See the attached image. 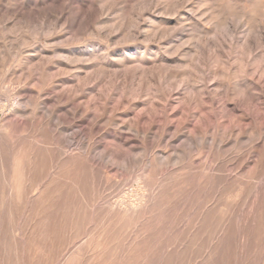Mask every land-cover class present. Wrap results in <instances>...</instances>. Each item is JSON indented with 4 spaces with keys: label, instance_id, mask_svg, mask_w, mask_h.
<instances>
[{
    "label": "rangeland",
    "instance_id": "374dc122",
    "mask_svg": "<svg viewBox=\"0 0 264 264\" xmlns=\"http://www.w3.org/2000/svg\"><path fill=\"white\" fill-rule=\"evenodd\" d=\"M61 1L0 4L5 18L17 3L37 16L0 22V264H264V120L214 127V34L229 22L241 37L264 32V0ZM103 3L116 9L95 19ZM60 8L41 26L43 9ZM242 51L233 45L239 67ZM41 53L53 72L40 83L28 58ZM93 56L58 73L59 60ZM88 75L101 76L93 89L69 91ZM45 99L65 113L54 125ZM4 105L27 106L29 124Z\"/></svg>",
    "mask_w": 264,
    "mask_h": 264
},
{
    "label": "bare ground",
    "instance_id": "6f19581e",
    "mask_svg": "<svg viewBox=\"0 0 264 264\" xmlns=\"http://www.w3.org/2000/svg\"><path fill=\"white\" fill-rule=\"evenodd\" d=\"M1 1H3V0H0V4H1ZM5 1L7 2L6 6L8 7V9H10L9 8V0H5ZM37 1L38 0H33V3L38 5L39 3H37ZM46 1L47 0H42V4H46ZM59 2H62V1L58 0V2H56V3H59ZM107 3H110V2H107ZM4 4H6V3H4ZM17 6L18 7L13 9L14 13H12L11 17H7V18H5V16L8 13V10H6L7 12L6 11L4 12L3 10H5V9L1 10V8H0V22H2L4 24L5 23L10 24L11 22H13V20H17V19L20 20L23 18H30V19H36L37 20V16L34 15V10L31 8L32 6H30V4L24 5V3H22V4L17 3ZM115 7L116 6H114V5L103 3V5H100V7L97 8V11L95 12L96 13L95 19H97L100 15H104V13L106 11H111V10L116 9ZM44 11L45 10L43 9L42 13L39 14L40 16H42L41 21H40L42 23L41 26L46 25V23H48L51 20H55V19L58 20L56 15H57V13L61 14L63 9L60 8L56 12H55V10H50V12H48V13H45ZM28 16H31V17H28ZM82 16L85 17L83 15V13L80 12L79 18L81 19ZM67 20H68V18L64 17L60 21H63V23H66ZM123 26H124V24H123ZM121 27H122V25H121ZM43 28L44 27H42V29ZM226 31H224V34H220V32L214 34V65L220 64V70H218L219 75L214 70V91H219L221 96H222L221 97V103L219 105L218 110H216V108L214 106V127L217 125V122L221 118H222L223 122L230 121V123H232L233 122V121H231L232 119L243 122L245 120V116L247 114L252 115V117L250 119H252L254 117L255 118L258 117L260 120H264V64L263 63L262 64H256L255 63V59L257 58V55H258L256 53L257 48L260 47L262 44H263L262 46H263V52H264V32L262 30H259V29L249 30L248 32L245 31L247 34L244 37H241V36H239V34L237 32V24L234 22H229L227 24V30ZM171 35H172V33H169L166 35L163 34V38L166 41V38L169 39V37H171ZM234 44H241V47L244 50L241 52L242 56L240 57V59L242 60V66L241 67H239V65L237 63L235 64V62L232 61L233 45ZM44 52L45 51H43V53ZM81 56H83V55H81ZM94 57L95 56L91 57V59H87V61H86V59L83 60L80 57L74 58V59H71L70 57L69 58L66 57L65 59H63V61L59 60V61H57L58 66L56 65L58 67V73L60 71H62V73H67L68 71H70V69L72 67H77V68H80L82 70L83 68L86 69V68H89L93 65L95 66L98 63H101V62L97 61ZM36 59H39V60H36ZM169 59L172 60V58H169ZM169 59L167 58V60H169ZM88 60H91V61L88 62ZM50 61H51L50 57H48L47 54L44 55L42 53L35 55V56H31L28 58L29 64H31V65L33 64V66H34L33 68L35 70V73H34L35 77H33V79H37L40 83L42 82L41 81L42 80L41 71L43 69H52V67H53V66L52 67L50 66V64H49ZM31 65H29V66H31ZM103 65L105 66V64H103ZM106 65H107V63H106ZM102 71L104 72L105 70H102ZM49 72H50V70H49ZM52 72H53V69H52ZM139 72L140 71L137 68L130 71V72H127V71L124 72V74H123L124 75L123 76L124 77V79H123L124 84L128 85L129 84L128 82L132 81L134 76H136ZM231 72L235 73V77H236L235 83L239 86V88H238L239 91L237 90L238 92H232L231 88H229V83L225 82L224 79L221 77V76H223L224 78H226L227 76L230 75L229 73H231ZM58 73L56 71V73H47L46 75L47 76L49 75L48 76L49 79H52L54 76L56 77V75H58ZM118 76L119 75L116 73V74H114V76L112 75L111 78H114V80L116 81ZM148 76H150L149 71L143 70L142 75H141V77H142L141 79H144V81H145V79ZM28 77L29 76L27 75V79H28ZM99 78H101L100 75H95V76L88 75L87 79H85L83 81L84 83L78 82L74 86L75 88H71V89H69V91L74 92L75 94L77 93L80 95V93H78V92L83 93L84 88H87L89 90L91 88L93 89L94 87L92 86V84H94L95 81L98 82L100 80ZM138 79H140V78H138ZM140 81H142V80H140ZM144 81H143V83H144ZM141 84H142V82H141ZM123 86H124L123 89L125 90V85H123ZM124 90H123V92H124ZM172 91L178 92V88L174 87L172 89ZM256 91L259 92L258 93V94H260L259 96L256 93ZM33 92L34 91L29 90L28 93H26V95L24 94L26 98H29L30 102H32L36 98L41 97L40 91L34 92L35 94L32 95ZM90 100H91L90 103H93V104L96 103V98L92 97V99L90 98ZM41 103H43L44 107L41 108L40 113L42 112L45 120L47 118L48 120L52 121V124H53L54 117L56 119L60 120L61 118H63L65 116V113L64 114L58 113L59 111L61 112L63 109L61 106H59L60 104L58 105V103H59L58 101L53 100V99L52 100L51 99H45L42 102H40V104ZM170 103H171V98L169 96V97L165 98V105H169ZM26 107L27 106L24 105L23 108L21 107L22 109H19L18 107L14 106V105H11V107H7L4 105L2 107V111L4 113H6L5 114L6 116L13 115V113H22L25 117L23 123L29 124L30 112ZM27 114H29V115H27ZM17 117H18V115H17ZM147 117H149V116H147ZM150 121H151V119H150ZM237 121H234V122H237ZM235 125L236 126L240 125V123H235ZM226 126H228V125H226ZM129 143H131V142H129Z\"/></svg>",
    "mask_w": 264,
    "mask_h": 264
}]
</instances>
